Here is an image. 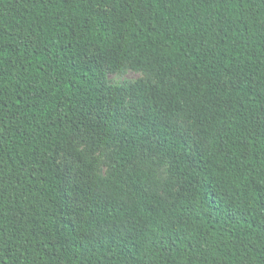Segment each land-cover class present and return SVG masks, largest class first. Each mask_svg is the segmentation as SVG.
I'll list each match as a JSON object with an SVG mask.
<instances>
[{
    "label": "trees",
    "instance_id": "1",
    "mask_svg": "<svg viewBox=\"0 0 264 264\" xmlns=\"http://www.w3.org/2000/svg\"><path fill=\"white\" fill-rule=\"evenodd\" d=\"M102 61L160 81L126 126ZM0 264H264V0H0Z\"/></svg>",
    "mask_w": 264,
    "mask_h": 264
},
{
    "label": "rangeland",
    "instance_id": "2",
    "mask_svg": "<svg viewBox=\"0 0 264 264\" xmlns=\"http://www.w3.org/2000/svg\"><path fill=\"white\" fill-rule=\"evenodd\" d=\"M105 71V83L110 88H117V91H111L110 95L117 97L121 101L120 109L121 116L118 119L119 125H128V115L144 114V105L140 102L139 95L142 94L146 99L156 101L154 88L160 84V81L154 71L146 67H134L131 61L124 62L117 70L111 71L106 61H102ZM138 83H143L145 91H141ZM171 122L175 127L177 133L188 139L189 149L192 150L198 143L203 142V136L198 132L199 126L193 123V120L188 118L185 111L173 115ZM74 146L83 156H86L94 161L97 168V174L103 178L109 177L113 173V159L112 150L106 151H90V144L86 140L75 139ZM149 159L137 160V165L141 168H146L152 174V178L156 183L153 185L158 188L160 193L164 196L167 194L166 187L169 184L170 173L168 170L169 164L166 160H160L157 156H152ZM58 164L68 173L69 182L71 184H81L83 182V174L81 168L83 163L78 158H72L66 153H61L58 158ZM132 165L131 167H133ZM176 185V184H175ZM102 192V189L99 188ZM70 200L73 205H76L80 197L71 191Z\"/></svg>",
    "mask_w": 264,
    "mask_h": 264
}]
</instances>
